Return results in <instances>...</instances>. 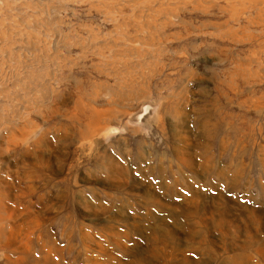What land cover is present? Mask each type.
I'll list each match as a JSON object with an SVG mask.
<instances>
[{
	"label": "rangeland",
	"instance_id": "rangeland-1",
	"mask_svg": "<svg viewBox=\"0 0 264 264\" xmlns=\"http://www.w3.org/2000/svg\"><path fill=\"white\" fill-rule=\"evenodd\" d=\"M153 263L264 264V0H0V264Z\"/></svg>",
	"mask_w": 264,
	"mask_h": 264
},
{
	"label": "bare ground",
	"instance_id": "bare-ground-1",
	"mask_svg": "<svg viewBox=\"0 0 264 264\" xmlns=\"http://www.w3.org/2000/svg\"><path fill=\"white\" fill-rule=\"evenodd\" d=\"M177 123H178V122H177ZM180 127H181V126H179V128H180ZM177 135H178V136L180 135L179 137H180V139H182V133H181L180 131L177 132ZM239 146H241V144H239ZM241 149H242V147H241ZM245 150H246V149H245ZM175 151H176V149H175ZM113 168H114V167H113ZM31 208H32V207H31ZM193 208H194V207H193ZM36 215H37V214H36ZM36 217H37V220H38L39 217H38V216H36ZM37 222H39V221H37ZM38 224L40 225V223H38ZM166 224H167V223H166ZM161 225H162V224H161ZM163 227H164V226H163ZM167 227H168V226H167ZM161 228H162V227H161ZM169 228H170V227H169ZM108 230H109V229H108ZM157 230H158V229H157ZM164 230H166V229H164ZM171 230H172V229H171ZM163 232H164V231H163ZM173 233H174V232H173ZM173 233H172V234H173ZM176 233H177V232H176ZM109 234H110V233H109ZM164 235L166 236V234H164ZM174 236H175V234H174ZM175 237H176V236H175ZM170 240H171V239H170ZM170 240H169V241H170ZM8 243L11 244V245L14 244V243H12L11 241H8ZM169 243H170V242H169ZM168 245H169V244H168ZM171 245H172V244H171ZM48 247H49V246H48ZM59 249H60V248H59ZM46 250H47V253H49V254L52 253V250L50 249V247H49V249H46ZM161 251H162V250H161ZM178 253H179V252H178ZM141 255H142V254H141ZM144 255H145V254H144ZM165 255H166V254H165ZM170 255H171V254H170ZM176 255H178V254L176 253ZM45 256L47 257V255H45ZM51 256H52V255H51ZM146 256H147V255H146ZM167 256H168V255H167ZM174 256H175V255H174ZM168 257H169V256H168ZM177 258H178V257H177ZM182 258H184V257H182ZM182 258H181V259H182ZM26 260H27V259H26ZM182 261H183V260H181L180 263H181ZM152 262H154V261H152ZM156 262H157V261H156ZM177 262H178V261H177ZM49 263H50V262H49ZM150 263H151V262H150ZM153 264H154V263H153Z\"/></svg>",
	"mask_w": 264,
	"mask_h": 264
}]
</instances>
